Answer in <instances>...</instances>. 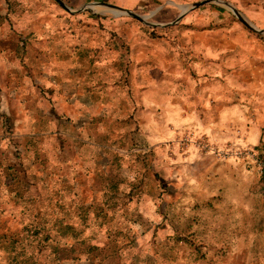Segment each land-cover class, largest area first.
<instances>
[{
    "label": "rangeland",
    "instance_id": "374dc122",
    "mask_svg": "<svg viewBox=\"0 0 264 264\" xmlns=\"http://www.w3.org/2000/svg\"><path fill=\"white\" fill-rule=\"evenodd\" d=\"M62 1L84 15L77 25L84 42H107L100 32L109 31L108 41L122 44L126 51L129 36L119 27L128 22L141 31L148 48L151 43L165 44L185 61L193 56L197 65L225 64L231 71L241 51L244 64L249 66L253 58L264 64V0H112L115 6L144 17L145 22L94 3L100 0ZM200 1L210 3L180 19L184 8ZM2 4L0 18L4 21L12 11L18 27L26 31L19 38H26L31 29H35V39L45 37L48 12L52 8L67 12L57 0H5ZM87 6L89 9L81 11ZM106 11L109 20L95 18ZM205 75L204 80L212 78ZM192 78L196 80V92L203 93L197 69ZM171 83L147 89L151 104L141 101V105L135 102V107L110 108L120 115L100 120L99 128L107 130L112 141L116 132L129 133L126 128L132 126L134 139L128 147L131 156L111 161L109 157L98 164L86 161L76 154V146L72 147L79 138L90 141L86 133L69 134L57 126L34 128L22 123L18 129L14 117L25 119L19 115L20 109L13 110L11 97L26 98V93L4 91L0 95V186L5 183L13 157L17 161L27 159L33 162H28L29 170H17V176L25 175L24 181L17 180L9 188L14 192L33 190L28 195L34 202V211L24 219L26 222L20 216L9 221L5 215L0 217V264H264V176L246 161L224 156L255 147L213 138L199 127L206 117L202 108L190 110L187 105L192 83L185 81L175 87ZM2 85L14 87L15 82ZM177 101L183 102L182 106L172 109ZM24 135L41 139L40 146L53 138L59 143L44 152L29 150L28 154L16 155ZM81 149L90 150L84 146ZM102 151L106 150L100 148ZM76 157L78 162L72 161ZM55 167L64 172L75 168L72 176L84 172L78 185L85 191L86 186H93L92 193L83 195L92 209L88 218L83 216L86 226H58L65 221L48 220L47 215L61 211L43 212L46 206L59 207V196L49 187L37 188L52 179ZM43 176L46 179H41ZM65 213L69 215V211ZM73 244L75 252L65 249Z\"/></svg>",
    "mask_w": 264,
    "mask_h": 264
},
{
    "label": "crops",
    "instance_id": "0c3cea01",
    "mask_svg": "<svg viewBox=\"0 0 264 264\" xmlns=\"http://www.w3.org/2000/svg\"><path fill=\"white\" fill-rule=\"evenodd\" d=\"M3 1L5 0H0V9L3 7ZM94 3L102 4L106 8L115 6L112 0ZM108 12L100 13L95 18L105 22L109 20ZM48 17L49 23L43 32L45 37L41 39H35V29H26V38H19L26 31L23 32L18 27L12 11L4 21L0 18V95L4 94V91L7 94H12L13 91L26 93V98L17 99L15 95L11 97L13 110L20 109L18 113L25 119L19 121L18 117H14L18 129L22 123L34 128L57 126L69 134L76 131L86 133L90 141L83 142L79 138L75 140L77 145L73 144L72 147L76 146V154H80L90 163L98 164L109 157V161L118 157H129L131 154L128 147L134 139L132 133L135 131L132 126L126 128L129 133L124 134L123 130L116 132V140L113 138L112 144L109 132L99 128L100 120L106 121L115 113L120 115L121 112H114L111 107H130L131 104L135 107V102L141 105V101L143 105L148 102L151 104L146 97L148 88L159 87L165 82H172L175 87V84L186 81L193 85L187 105L191 106L190 110H198L201 107L202 114L206 116L200 123V128L223 142L238 141L241 145H251L255 148L264 146V64H261L258 58H253L248 66L244 64L241 51L235 57L236 62L231 71L227 70L225 64L210 67L207 62L197 65L193 56L187 57L185 61L181 54L169 51L165 44L151 43L154 48H148L141 31L135 26L131 27L128 22H123L119 27L123 35L129 36L125 51L122 44H112L108 41L111 35L109 31L100 32V36H106L107 42L99 39L84 42L83 34L77 27L84 19V15L79 11L71 9L67 12H57L52 8ZM73 24L74 28H71ZM29 36L31 39L27 38ZM196 69L201 76L199 83L202 84L203 93L200 94L196 92V80L192 78V72ZM230 72L233 75L228 76ZM207 73L212 78L204 80L202 76ZM4 82H15V85L3 86ZM122 83L124 85H117ZM182 104L183 102L177 101L171 107L178 109ZM118 120L123 122L122 117H118ZM120 122L119 124H122ZM22 137L25 139L19 148L24 155L28 154L29 150L40 153L54 149V144L59 143L53 138L50 142H44L49 144L40 146L38 143L42 142L41 139L36 141L31 139V135ZM82 143L86 145H81ZM81 146L89 147L90 150L81 149ZM100 148L106 151L100 153ZM78 159L72 158V161L78 162ZM28 162L30 161L27 159L22 160V163L26 164L25 170L30 168ZM31 163L33 165V162ZM69 168L66 172L60 171V168L54 169L52 179L41 182L37 188L53 189L59 183V187L64 186L66 195L92 193V185L86 186V191L78 185L79 181H83L84 172L72 176L75 168ZM91 175L95 177L94 172ZM66 184H71V187ZM31 191L33 190H26L21 194L28 195ZM97 191L95 189L94 193ZM72 207L73 209H69L67 220L64 219L82 222L83 218L77 214L82 205L74 204ZM13 209L16 214L18 209L15 204Z\"/></svg>",
    "mask_w": 264,
    "mask_h": 264
},
{
    "label": "trees",
    "instance_id": "16d2710c",
    "mask_svg": "<svg viewBox=\"0 0 264 264\" xmlns=\"http://www.w3.org/2000/svg\"><path fill=\"white\" fill-rule=\"evenodd\" d=\"M15 154L16 155L17 154L23 155L20 148L16 151ZM21 168H23V169L25 168V166L22 163V160L17 161L16 158L13 157V164L8 166V168H7L8 174L5 177V183L3 182L4 184L2 183L3 185L0 186V217H3V215H5L6 216L5 220H7V221L11 220L12 218H17L18 216H20V218H23L21 220L26 222L24 219H29V217L31 216V213L34 211V209L32 207V206H34L33 205L34 202L31 199L32 198L31 195L25 196L24 194H21L20 191H17L18 193L14 194L12 192V190H10V188H9V185L13 184L17 180H19V183L24 181L25 175H20V176L18 175L19 178L17 176V170H20ZM5 184H7V185H5ZM59 186L60 185L58 183L54 186L53 189L49 190V191H52V193L54 192V194H57L59 196V199H58L59 207H58V209L50 207L47 204L50 208L46 206L44 211L43 210H41V211H43V212H46L49 210L50 211H52V210L61 211L60 213L57 212L58 215H55V214H53V215L48 214L47 215L48 220L54 218L55 221H60V219H63L65 221L63 223L58 222L57 223L58 226H62V227H66V228L67 227L68 228H77V227L80 228V227L86 226L85 222L78 223V222H75L73 220L72 221H66L67 220L66 217H68V214H66L65 212L69 211V209H73L72 206L74 204H81L82 207L80 208V211L79 210L77 211L78 217H80L82 215V218H83V216L88 218V216H89L88 213L91 214L90 211L92 210L91 208H88V207H90L91 204L87 206V204L89 202L86 201V198H83V195H80V197H77V196H79V194H77V195L67 194L66 195L64 193V192H66L64 186L57 188ZM28 197H29V199H28ZM14 204H15V207H17V209H18V212L16 214L14 212L15 209H13ZM77 207H79V206L77 205ZM62 211H65V212H62ZM83 211H84V213H82ZM43 215H45V213H43ZM28 225L29 224L27 223L26 226H28ZM53 225H55V224H53ZM74 236H77V233H75ZM65 249H69L72 252L73 251L75 252L77 250V248L74 247V244L68 245ZM55 253H56V255H59V248L55 249Z\"/></svg>",
    "mask_w": 264,
    "mask_h": 264
},
{
    "label": "built area",
    "instance_id": "2783aa9c",
    "mask_svg": "<svg viewBox=\"0 0 264 264\" xmlns=\"http://www.w3.org/2000/svg\"><path fill=\"white\" fill-rule=\"evenodd\" d=\"M236 156L243 161L253 165L264 176V146L262 148L245 147L239 149L234 154H224V156Z\"/></svg>",
    "mask_w": 264,
    "mask_h": 264
},
{
    "label": "water",
    "instance_id": "95a60500",
    "mask_svg": "<svg viewBox=\"0 0 264 264\" xmlns=\"http://www.w3.org/2000/svg\"><path fill=\"white\" fill-rule=\"evenodd\" d=\"M57 2H58L63 8H65L66 10L71 11V9L68 8L62 0H57ZM208 3H210V1H200V2H196V3H194V4L190 5V6H187V9L184 11V13H183L182 16L180 17V19H182V18H183L188 12L194 11V10H196V9H198V8H200V7H202V6L206 5V4H208ZM97 4H98V3H97ZM100 5H102V4H100ZM111 7L114 8V9H116V10H118V12L120 13V15H128V16H131V17H133V18L139 20L140 22H145L144 17H141L140 15H138V14H136V13L130 11V10H126V9H123V8H120V7H117V6H111ZM87 9H89L88 6L85 7V8H83L81 11H84V10H87ZM234 13L238 16V18H239L243 23L247 24L246 21L242 18V16L239 14L238 11L234 10Z\"/></svg>",
    "mask_w": 264,
    "mask_h": 264
},
{
    "label": "bare ground",
    "instance_id": "6f19581e",
    "mask_svg": "<svg viewBox=\"0 0 264 264\" xmlns=\"http://www.w3.org/2000/svg\"><path fill=\"white\" fill-rule=\"evenodd\" d=\"M103 7V6H102ZM105 8V7H104ZM106 9V8H105ZM187 9V7L186 8H184V10H186ZM116 12V11H115ZM117 14H120L119 12H116Z\"/></svg>",
    "mask_w": 264,
    "mask_h": 264
}]
</instances>
